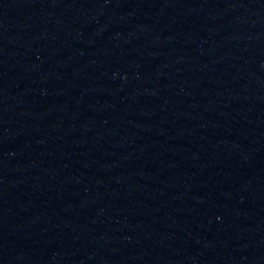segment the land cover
Instances as JSON below:
<instances>
[{
	"label": "water",
	"instance_id": "1",
	"mask_svg": "<svg viewBox=\"0 0 264 264\" xmlns=\"http://www.w3.org/2000/svg\"><path fill=\"white\" fill-rule=\"evenodd\" d=\"M0 264H264V0H0Z\"/></svg>",
	"mask_w": 264,
	"mask_h": 264
}]
</instances>
